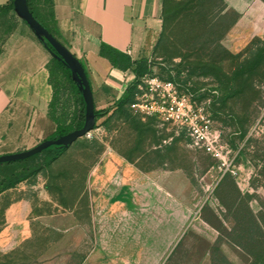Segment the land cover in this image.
Masks as SVG:
<instances>
[{"label": "rangeland", "instance_id": "374dc122", "mask_svg": "<svg viewBox=\"0 0 264 264\" xmlns=\"http://www.w3.org/2000/svg\"><path fill=\"white\" fill-rule=\"evenodd\" d=\"M234 1L164 0L150 58L152 75L189 79L179 90L204 105L222 158L153 117H103L49 167L0 192V264L264 262V40L231 52ZM9 27L0 18V38ZM11 171L0 166V179Z\"/></svg>", "mask_w": 264, "mask_h": 264}, {"label": "crops", "instance_id": "0c3cea01", "mask_svg": "<svg viewBox=\"0 0 264 264\" xmlns=\"http://www.w3.org/2000/svg\"><path fill=\"white\" fill-rule=\"evenodd\" d=\"M9 1L0 0V7ZM163 1L53 0L58 41L82 64L97 110L111 107L134 79L131 71L114 68L102 58L100 45L133 61L150 60L163 27ZM233 4L238 16L227 40L236 54L251 41L264 40V0ZM22 24L17 23L1 46L0 155L31 149L55 129L48 115L53 98L48 81L51 55ZM12 208L8 219L14 218Z\"/></svg>", "mask_w": 264, "mask_h": 264}, {"label": "trees", "instance_id": "16d2710c", "mask_svg": "<svg viewBox=\"0 0 264 264\" xmlns=\"http://www.w3.org/2000/svg\"><path fill=\"white\" fill-rule=\"evenodd\" d=\"M26 2L33 17L58 40V31L54 16L53 0H26ZM44 6H46V11L42 13V16H40L37 13L36 9ZM2 17L8 18V23L10 24V27L8 31L4 34V37L0 38V52H1V46L5 42L8 35L12 32L13 28L15 27L14 22L17 17L14 14L13 0H10L7 4L0 7V18ZM235 20L233 21V23L235 22ZM162 22H163L162 31L159 36V39L157 40V43L153 48L152 55L159 43V40L163 32V28H164L163 18H162ZM233 23L230 25V27L233 25ZM254 41H257V39L251 41V43H253ZM45 49L51 55V60L48 64V72H49L48 81L53 89V98L49 104L48 115L51 121L55 125V129L53 133L45 139L47 140V139H57L74 130L81 129L84 124L85 116H84L83 99L75 83L71 79V74L69 70L64 66V64L61 61L57 60L53 56V53L55 52L49 45ZM99 55L102 58H105L111 64L112 67L117 68L121 71H127V70L131 71L134 75V79L125 87L122 95L113 103L111 107L107 109L97 110L94 105V113L96 118L94 128L96 127V122L99 119L106 116L109 117L115 113H121L131 116L132 112L129 109V106L134 102L135 94L137 92V84L144 75L152 74V67H153V63L148 59H140L138 61H133L130 59L128 55L119 52L115 49H112L111 47L105 44L100 45ZM179 77L180 75L179 73H177V75L175 76H169L168 80L176 84L178 83L186 84V81L189 80V79L181 80ZM68 148L47 149L42 151L40 154L34 155L22 161L0 164V166L9 167L12 170L8 177H3L2 179H0V192L14 187L16 184L37 174L43 168L49 167ZM40 156L43 157L41 164H38L31 168H23L19 172L14 171L13 167L22 165ZM260 258L264 259V255H261ZM259 264H264V262Z\"/></svg>", "mask_w": 264, "mask_h": 264}, {"label": "built area", "instance_id": "2783aa9c", "mask_svg": "<svg viewBox=\"0 0 264 264\" xmlns=\"http://www.w3.org/2000/svg\"><path fill=\"white\" fill-rule=\"evenodd\" d=\"M129 109L142 117H153L162 124L177 127L194 147L213 158H222L207 110L191 92L180 91L178 84L152 74L144 75Z\"/></svg>", "mask_w": 264, "mask_h": 264}, {"label": "water", "instance_id": "95a60500", "mask_svg": "<svg viewBox=\"0 0 264 264\" xmlns=\"http://www.w3.org/2000/svg\"><path fill=\"white\" fill-rule=\"evenodd\" d=\"M14 14L21 20L43 45H48L54 50L53 56L61 61L69 70L71 79L75 83L84 102V124L81 129L74 130L57 139H47L38 143L31 149L17 153L0 155V164L17 162L28 159L34 155L40 154L47 149H64L70 147L78 139L86 136L94 129L95 113L94 101L89 81L82 64L79 60L51 33H49L32 15L26 0H13Z\"/></svg>", "mask_w": 264, "mask_h": 264}]
</instances>
